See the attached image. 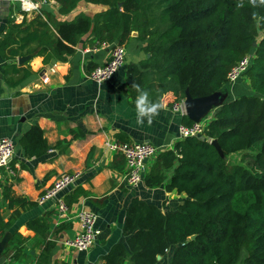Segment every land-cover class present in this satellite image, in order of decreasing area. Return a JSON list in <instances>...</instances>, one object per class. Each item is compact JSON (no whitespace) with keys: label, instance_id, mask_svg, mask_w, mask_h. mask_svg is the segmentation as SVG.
<instances>
[{"label":"trees","instance_id":"obj_1","mask_svg":"<svg viewBox=\"0 0 264 264\" xmlns=\"http://www.w3.org/2000/svg\"><path fill=\"white\" fill-rule=\"evenodd\" d=\"M57 1L59 12L67 14L81 0ZM85 1L107 8L70 21L46 11L26 16L12 26L16 35L11 30L5 34L0 50L19 43L22 50L36 51L48 63L52 58L68 60L88 33L91 45H125L136 38L149 56L139 64L143 70L136 64L128 67L131 104L135 106L137 92L132 85L136 84L159 104L170 93L171 107L186 98L187 89L195 98L222 90L230 70L253 54L243 75L253 94H242L214 109L203 136H188L160 151L145 176L148 187L165 184L168 192L185 195L184 202L167 212L135 197L123 225L127 244L115 243L102 264H157V256L166 255L172 246L175 253L167 264H264V5L259 0L255 7L250 0ZM193 123L183 116V124ZM21 143L27 157H40L50 147L39 126L29 129ZM235 153H241L245 162H228ZM79 192L87 194L77 189L66 199L68 205ZM3 197L18 209L9 221L0 217V240L21 209L36 205L17 195L12 183L3 185ZM28 227L46 241V216L29 221ZM23 242L16 233L4 255L19 256ZM53 244L46 241L44 258Z\"/></svg>","mask_w":264,"mask_h":264},{"label":"crops","instance_id":"obj_2","mask_svg":"<svg viewBox=\"0 0 264 264\" xmlns=\"http://www.w3.org/2000/svg\"><path fill=\"white\" fill-rule=\"evenodd\" d=\"M60 6L59 1L51 0L42 6V12L52 13L58 20L70 21L81 13L94 16L107 8L103 4L81 0L73 11L61 14ZM19 14L16 0H0V42L9 30L16 35V28L12 29V26L24 20H15ZM88 37L89 33L81 38L75 54L65 61L52 58L46 63L36 51L22 50L19 43L9 44L0 50V138L9 137L16 143L12 162L15 175L0 169V217L9 221L14 210L18 209L17 205L11 206L4 199L5 184L12 183L17 195L36 202L32 208L21 209L5 232L10 234L8 244L16 233L24 238L19 256H13L16 264H102L103 257L115 243L127 244L123 225L127 208L135 197L167 212L176 211L186 199L183 194L168 192L165 184L148 187L145 179L138 187L127 186L125 158L121 153L108 149L105 142H150L160 151L171 149L181 140L179 128L187 113L181 114L169 106L172 95L168 93L161 98L159 114L151 125L147 120L138 125L127 78L129 65L140 67V62L149 56L142 50L144 43L131 38L125 44L126 64L111 79L98 84L90 78V70L109 60L116 43L100 44L96 50L86 51L93 47L88 43ZM24 56H29V59L21 60ZM238 82H246L250 86L245 76ZM238 82L226 84L220 90L226 94L224 102L240 96L241 93H237L240 90ZM217 107L214 106L204 118L213 114ZM33 126L43 130L50 146L40 157H27L21 143L23 135ZM74 130L86 134L74 136ZM156 157L148 162L145 176ZM73 171L81 172L77 186L67 188L60 196L66 200L73 197L77 189L87 194L79 192L77 200L69 205L71 212L68 218L58 222L57 202L39 203L38 199L59 175ZM82 209L97 213V225L102 230L94 245L86 251L66 244V240L74 238L80 231L77 213ZM44 216L49 223L46 241L54 242L46 258L42 255L46 241L28 227L29 221ZM175 249L176 246L170 247L157 264L169 263ZM6 256L3 252L0 262Z\"/></svg>","mask_w":264,"mask_h":264},{"label":"built area","instance_id":"obj_3","mask_svg":"<svg viewBox=\"0 0 264 264\" xmlns=\"http://www.w3.org/2000/svg\"><path fill=\"white\" fill-rule=\"evenodd\" d=\"M20 14L15 16V20H23L25 16L33 13H42V6L49 4L51 0H16ZM106 44V43H103ZM93 45L92 48H87L86 51L96 50L99 46ZM253 59V54L249 53L242 58V60L234 66L228 73V83H236L248 70ZM127 48L125 45L116 44L111 52L109 60L102 65L96 66L89 76L98 84H103L105 81L111 79L116 72L126 64ZM173 110L181 114L186 113L184 100L176 102L173 105ZM206 121L194 122L188 126L181 124L179 128L180 139L188 136H203ZM105 145L108 149L114 152L121 153L126 162L125 183L127 186L133 188L138 187L144 182L145 172L148 162L155 158L160 152L159 148L150 142H133L124 143L117 140H106ZM16 150V143L9 137L0 138V169H4L12 175H15L12 167L14 154ZM81 177L80 171L67 172L59 175L52 184L47 187L38 199L39 203L52 200L57 202L56 217L58 222L68 218L71 209L66 200L60 196V193L67 188L75 187ZM80 231L71 239L66 240V244L76 250H89L99 236L102 230L97 225L98 215L93 210H80L77 213ZM0 264H14L13 254L5 257Z\"/></svg>","mask_w":264,"mask_h":264},{"label":"water","instance_id":"obj_4","mask_svg":"<svg viewBox=\"0 0 264 264\" xmlns=\"http://www.w3.org/2000/svg\"><path fill=\"white\" fill-rule=\"evenodd\" d=\"M29 56H24L21 60H27ZM226 95V94H225ZM225 95L222 92L218 91L211 95L202 96V97H193L189 91L186 90V98L184 99L186 113L193 122H200L208 114V112L214 106H220L224 103ZM212 143L216 146L220 154H223V151L216 140H213ZM10 234L6 233L5 236L0 240V255L5 251ZM195 238V235L192 236V239Z\"/></svg>","mask_w":264,"mask_h":264},{"label":"clouds","instance_id":"obj_5","mask_svg":"<svg viewBox=\"0 0 264 264\" xmlns=\"http://www.w3.org/2000/svg\"><path fill=\"white\" fill-rule=\"evenodd\" d=\"M252 6H257V0H250ZM260 5H264V0H259ZM242 5H238L240 7ZM132 87L136 90L137 96L135 98V110L137 116V124L143 125L144 121L147 120L148 124L151 125L153 119L159 114L160 104L153 102L149 99V93L146 90L140 88L139 85L133 84ZM157 259H161L159 255Z\"/></svg>","mask_w":264,"mask_h":264},{"label":"rangeland","instance_id":"obj_6","mask_svg":"<svg viewBox=\"0 0 264 264\" xmlns=\"http://www.w3.org/2000/svg\"><path fill=\"white\" fill-rule=\"evenodd\" d=\"M246 78V77H245ZM241 79V78H240ZM239 79V80H240ZM238 80V81H239ZM237 81V82H238ZM248 83L245 82L240 84L239 82L237 83V86H240V90H237V93H241V94H253V90L252 88L247 85ZM230 87L233 88L232 85H230ZM240 94V95H241ZM234 94L231 93V96H233ZM239 95V94H238ZM238 97V96H237ZM229 100H232V99H229ZM213 114H210L208 115L206 118H204L205 121H209V119L212 117ZM227 161L230 162V163H240V162H245L242 160V154L241 153H235V154H232L230 156L227 157ZM16 264V263H14Z\"/></svg>","mask_w":264,"mask_h":264}]
</instances>
